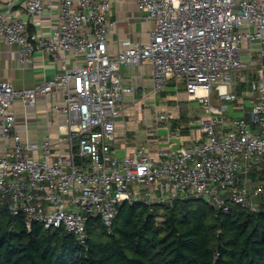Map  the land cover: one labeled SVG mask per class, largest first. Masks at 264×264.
<instances>
[{"label":"built area","instance_id":"2783aa9c","mask_svg":"<svg viewBox=\"0 0 264 264\" xmlns=\"http://www.w3.org/2000/svg\"><path fill=\"white\" fill-rule=\"evenodd\" d=\"M57 1L60 20L49 33L31 31L16 0L0 9V41L17 45L21 61H32L37 50L56 56L71 50L84 58L33 86L0 81L1 125L13 141L10 154L0 153V205L25 214L28 225L64 227L83 245L89 221L101 217L110 231L125 201L202 197L218 212L229 213L233 204L259 212L264 207V0H136L154 22L149 40L128 41L116 55L109 51L118 22L109 14L111 0ZM55 4L26 0L37 15ZM246 41L259 43L256 61L242 59ZM143 62L151 64L157 91L172 78L184 79L188 97L201 99L208 110L199 119L202 138L161 147L158 159L145 146L119 156L112 142L121 102L133 91L122 66ZM237 81L247 83L242 93ZM58 89L65 97L55 108L68 116L61 138L67 147L54 156L49 135L42 143L24 142L12 107L18 98L34 104ZM228 101L245 112L230 115Z\"/></svg>","mask_w":264,"mask_h":264},{"label":"trees","instance_id":"16d2710c","mask_svg":"<svg viewBox=\"0 0 264 264\" xmlns=\"http://www.w3.org/2000/svg\"><path fill=\"white\" fill-rule=\"evenodd\" d=\"M87 245L64 227L28 225L0 205V264H264V207L218 212L202 197L121 204L110 231L88 223Z\"/></svg>","mask_w":264,"mask_h":264},{"label":"crops","instance_id":"0c3cea01","mask_svg":"<svg viewBox=\"0 0 264 264\" xmlns=\"http://www.w3.org/2000/svg\"><path fill=\"white\" fill-rule=\"evenodd\" d=\"M7 1L0 0V9L5 8ZM16 3L31 31L49 33L58 26L60 7L57 0L54 7L43 15L31 13L27 9L26 0H16ZM109 14L118 21L109 35V51L112 55L123 50L128 41L149 40L154 22L146 17L145 12H140L136 0H111ZM242 47L249 48L247 52L256 61L259 43L246 41ZM244 58L248 57L244 55ZM83 61L82 55L71 50L60 51L57 56L37 50L32 61L23 62L17 45L0 41V81H11L16 87L36 85L66 67H77ZM247 71L244 72L251 73V69ZM122 72L125 83L132 86L133 91L125 94L121 102L122 110L116 116V131L112 142L117 155L130 154L136 147L145 146L158 159L161 147L175 148L203 137L199 119L208 110L201 99L188 97L184 79L172 78L165 89L157 91L153 85L149 62L124 64ZM237 82L240 83L238 89L242 93L245 85ZM64 97L63 91L58 89L49 95H40L34 104H28L22 98L16 99L12 109L25 143H42L49 135L54 145V156L66 150L67 143L61 138L68 129V116L55 108L56 104L64 103ZM159 99H162L163 104L158 103ZM213 101L219 103L217 94L213 95ZM245 103L247 109L250 108L251 98L246 97ZM234 111L243 114L245 109L235 108ZM162 114H168V119L159 118ZM3 131L0 120V153L10 154L13 141L6 138ZM30 152L34 156L40 155L38 149H31Z\"/></svg>","mask_w":264,"mask_h":264},{"label":"rangeland","instance_id":"374dc122","mask_svg":"<svg viewBox=\"0 0 264 264\" xmlns=\"http://www.w3.org/2000/svg\"><path fill=\"white\" fill-rule=\"evenodd\" d=\"M248 49L249 48H243L242 59L245 60V61L251 60V58H252V56L249 55L250 53L247 52ZM244 55H246V57H248V58L245 59L244 58ZM245 86H247V83H245ZM228 102H229V114L230 115H232V116H240V115H242V112H240V111H234V109H233V103L231 101H228ZM158 103L159 104H163L162 103V99H159L158 100ZM165 104H167V103H165ZM159 118L167 120L168 119V114H162ZM5 203H7V201ZM0 204H3L2 203V200H0Z\"/></svg>","mask_w":264,"mask_h":264}]
</instances>
